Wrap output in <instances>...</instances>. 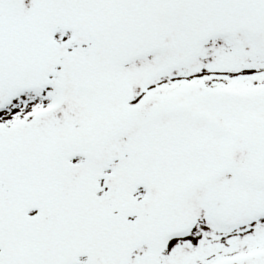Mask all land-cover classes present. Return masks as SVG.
I'll return each instance as SVG.
<instances>
[{"label":"snow or ice","instance_id":"1","mask_svg":"<svg viewBox=\"0 0 264 264\" xmlns=\"http://www.w3.org/2000/svg\"><path fill=\"white\" fill-rule=\"evenodd\" d=\"M0 264H264V0H0Z\"/></svg>","mask_w":264,"mask_h":264}]
</instances>
